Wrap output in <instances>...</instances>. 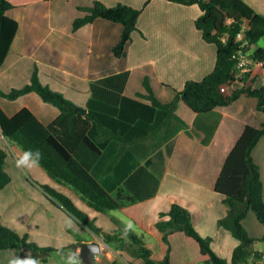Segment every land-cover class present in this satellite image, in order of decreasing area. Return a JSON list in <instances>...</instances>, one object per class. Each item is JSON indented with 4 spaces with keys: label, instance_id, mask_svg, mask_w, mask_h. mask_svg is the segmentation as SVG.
Returning a JSON list of instances; mask_svg holds the SVG:
<instances>
[{
    "label": "trees",
    "instance_id": "obj_1",
    "mask_svg": "<svg viewBox=\"0 0 264 264\" xmlns=\"http://www.w3.org/2000/svg\"><path fill=\"white\" fill-rule=\"evenodd\" d=\"M170 1L198 4L203 11L196 26L206 41L217 46L216 65L203 79L188 80L175 99L163 102L159 95L165 83L158 78L155 67L147 64L92 80L91 96L87 108H84L63 92L45 84L40 68L35 64L29 82L9 91L0 88V96L16 100L35 92L43 101L57 107L59 115L45 124L29 107L11 116L0 104V126L10 143L23 150L39 149L43 153L40 165L53 179L76 190L97 211L110 213L154 197L161 185V179L150 169V158L128 174L115 191H109L97 179L94 169L105 158L112 141L119 142L120 150L109 156L105 172L112 169L116 159L133 143L150 139L163 142L178 118L175 110L179 101L196 113H206L229 106L244 96L254 99L261 119L257 124L249 123L244 127L214 185L217 192L225 194L224 202L229 206L227 215L219 219V225L229 229L240 241L231 261L213 249V238L204 237L197 230L192 211L178 202L173 203L168 211L161 212V219L157 222L168 245V252L162 260L154 258L153 249L132 227L125 235L128 225L121 221L117 220L119 231L104 235L105 240L116 248L130 245L141 264H264V250L254 247L257 241H264V236H253L244 224L251 210L264 224V181L261 166L253 155L264 136V85L254 86L257 77L248 79L251 74L247 73V78L240 79L242 85L232 88L230 93L224 91L226 85L238 81L239 59L236 55L246 53L264 37V14L246 0ZM65 7L74 10L69 24L73 33L89 29L88 39L91 25L99 17L122 23L121 39L112 47L116 57L126 54L133 33L139 29L143 11L123 2L109 6L102 0H41L29 4L0 0V67L11 53L46 58L42 42L50 28V11L59 9L61 12ZM240 33H243L242 38ZM252 58L264 62V47L255 49ZM82 109L85 112H81ZM8 155L7 149L0 147V191L12 180L5 167ZM41 186L73 217L94 232H102L69 195L51 185ZM23 247L31 248L34 257L42 263H47L54 251L70 250V247L42 246L29 240L28 234L22 235L0 220V249ZM112 262L117 264L119 260ZM81 264L86 263L81 261Z\"/></svg>",
    "mask_w": 264,
    "mask_h": 264
},
{
    "label": "crops",
    "instance_id": "obj_2",
    "mask_svg": "<svg viewBox=\"0 0 264 264\" xmlns=\"http://www.w3.org/2000/svg\"><path fill=\"white\" fill-rule=\"evenodd\" d=\"M11 1L29 4L41 0ZM102 1L109 6L123 2L143 9L139 29L133 33L124 56L116 57L112 52V47L121 39L122 23L99 17L91 25L88 39L89 29L73 33L69 25L74 11L71 7H65L61 12L51 9L50 28L42 42L46 58L11 53L0 67V88L9 91L23 86L29 82L37 64L45 84L87 108L92 80L152 64L158 78L165 83L159 97L163 102H170L188 80H201L213 71L217 46L206 41L196 26L197 18L203 13L198 4L186 5L170 0H150L148 4V0ZM246 1L264 14V0ZM84 71L86 73L83 74ZM257 79L254 86H263ZM232 87L233 84L226 85L224 91L230 93ZM0 104L11 116L29 107L45 124L51 123L60 113L57 107L43 101L35 92L16 100L0 96ZM175 112L178 118L163 142L150 139L133 143L116 159L112 169L105 172L109 156L120 150L119 142L109 144L105 158L94 169L97 179L109 191H115L128 174L150 158V169L161 179L159 191L154 197L110 213L97 211L78 192L53 179L41 165L27 173L17 168L16 154L24 150L10 143L0 126V147L9 153L5 167L12 176L11 182L0 191L1 222L22 235L28 234L29 240L42 246L70 247V250L59 251L63 256L73 252L71 246L74 243L99 241L108 259L97 256L98 262L107 261L103 263L107 264L118 259L123 264H141V259L128 249L130 245L116 248L105 240L104 233L119 231L117 220L130 225L153 249L154 258L162 260L168 252V245L157 222L161 219V212L168 211L173 203L178 202L192 211L197 230L204 237L213 238V249L231 261L240 241L229 229L219 225V219L227 215L229 206L224 202L225 194L217 192L214 185L244 127L249 123H259L261 115L256 109V101L244 96L229 106L206 113H196L179 101ZM263 140L264 136L253 155L261 166L264 181V160L260 155ZM174 161L178 163V168L171 165ZM41 184L51 185L69 195L102 232H94L59 206ZM256 219V213L252 215L249 212L244 224L253 236L262 237L264 227ZM27 253L34 256L29 247L0 249V264H8L13 255L25 256ZM41 264L62 263L50 257L47 263Z\"/></svg>",
    "mask_w": 264,
    "mask_h": 264
},
{
    "label": "rangeland",
    "instance_id": "obj_3",
    "mask_svg": "<svg viewBox=\"0 0 264 264\" xmlns=\"http://www.w3.org/2000/svg\"><path fill=\"white\" fill-rule=\"evenodd\" d=\"M242 37H243V34H242ZM260 46L264 47V37H262L255 45L250 46L246 53H242L241 54V57H242L241 62L243 64L242 65H238V67H237V69H238V76H237L238 77V81H236L233 84L232 88H235L237 86L242 85L243 82H241L242 80H240V79L247 78L248 77L247 73L251 74V76H249L248 79H251L252 77L256 76L258 78L257 80L260 79L259 83L261 85H264V63L255 61L252 58V53L254 52L255 49H257ZM18 84H20V83H18ZM225 90H226V88H225ZM260 155H261V160H264V147H263V149H261ZM171 165L176 167V168H178V163L175 162V161L173 163H171ZM262 166L264 167V161L262 162ZM250 212L252 213V215H255V212L253 210H251ZM256 221H257V223H259V225H261V227H264V224L260 220L256 219ZM248 223H250V220H249ZM248 226H249V224H248ZM252 231L253 232H257L255 229H252ZM254 246H255L256 249L260 250L261 248H264V241H257ZM69 253L70 252H68V254ZM68 254L66 253V255L63 256L62 254H60L59 251H54L52 253L51 257L53 259H56L57 261H60L62 264H66V257H67ZM78 260H79V264H81V260L80 259H78ZM263 262H264V259H263ZM107 264H115V263L114 262H110V263H107ZM117 264H123V263L119 262Z\"/></svg>",
    "mask_w": 264,
    "mask_h": 264
},
{
    "label": "clouds",
    "instance_id": "obj_4",
    "mask_svg": "<svg viewBox=\"0 0 264 264\" xmlns=\"http://www.w3.org/2000/svg\"><path fill=\"white\" fill-rule=\"evenodd\" d=\"M42 159L43 153L39 149L24 150L16 154V167L27 173L38 168ZM130 227V225L126 226L125 235ZM78 255V251L70 252L66 257V264H79ZM8 264H41V262L31 253H27L25 256L13 255L8 260Z\"/></svg>",
    "mask_w": 264,
    "mask_h": 264
},
{
    "label": "water",
    "instance_id": "obj_5",
    "mask_svg": "<svg viewBox=\"0 0 264 264\" xmlns=\"http://www.w3.org/2000/svg\"><path fill=\"white\" fill-rule=\"evenodd\" d=\"M81 112H85V110H80ZM71 248L73 252L79 253L78 258L86 263V264H103L97 261V256L102 259H108L107 256L103 252L102 245L99 241H82L78 243H74ZM80 248V250H79ZM128 249L134 254L137 255V252L133 251L130 246Z\"/></svg>",
    "mask_w": 264,
    "mask_h": 264
},
{
    "label": "built area",
    "instance_id": "obj_6",
    "mask_svg": "<svg viewBox=\"0 0 264 264\" xmlns=\"http://www.w3.org/2000/svg\"><path fill=\"white\" fill-rule=\"evenodd\" d=\"M242 34H243V33H240V34H239V37H240V38L242 37ZM241 54H242V52H241V53H238V54L236 55V57L239 59L238 65H242V64H243V63L241 62V60H242Z\"/></svg>",
    "mask_w": 264,
    "mask_h": 264
}]
</instances>
